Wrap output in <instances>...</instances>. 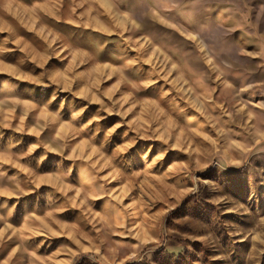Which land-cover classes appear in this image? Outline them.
Returning a JSON list of instances; mask_svg holds the SVG:
<instances>
[{"label":"rangeland","instance_id":"rangeland-1","mask_svg":"<svg viewBox=\"0 0 264 264\" xmlns=\"http://www.w3.org/2000/svg\"><path fill=\"white\" fill-rule=\"evenodd\" d=\"M0 264H264V0H0Z\"/></svg>","mask_w":264,"mask_h":264}]
</instances>
